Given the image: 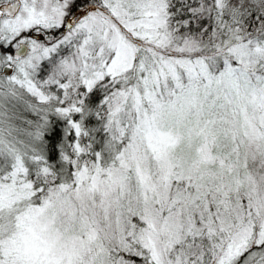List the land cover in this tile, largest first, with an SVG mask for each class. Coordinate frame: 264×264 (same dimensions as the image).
<instances>
[{
    "label": "snow or ice",
    "instance_id": "1",
    "mask_svg": "<svg viewBox=\"0 0 264 264\" xmlns=\"http://www.w3.org/2000/svg\"><path fill=\"white\" fill-rule=\"evenodd\" d=\"M0 264H264V0H0Z\"/></svg>",
    "mask_w": 264,
    "mask_h": 264
}]
</instances>
